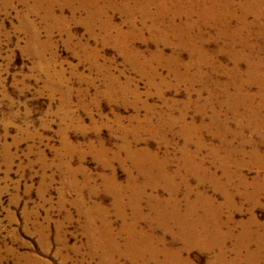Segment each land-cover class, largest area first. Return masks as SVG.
I'll use <instances>...</instances> for the list:
<instances>
[{
  "label": "rangeland",
  "instance_id": "obj_1",
  "mask_svg": "<svg viewBox=\"0 0 264 264\" xmlns=\"http://www.w3.org/2000/svg\"><path fill=\"white\" fill-rule=\"evenodd\" d=\"M196 1L0 0V264H264V41Z\"/></svg>",
  "mask_w": 264,
  "mask_h": 264
},
{
  "label": "bare ground",
  "instance_id": "obj_2",
  "mask_svg": "<svg viewBox=\"0 0 264 264\" xmlns=\"http://www.w3.org/2000/svg\"><path fill=\"white\" fill-rule=\"evenodd\" d=\"M219 1H221V0H211L209 2L208 9H205V11H204V14L205 15H208L210 17V20L207 21L208 25H211L212 23L216 22L217 19H219L221 17H224V16L229 17L228 21H230L231 18L232 19H235L234 15L231 12H229L228 10H225L224 9L225 6L224 7H221L219 14H216L215 13L214 9L219 6V4H218ZM242 1H243V14L241 16H239V18H238V21L240 22L241 27L243 29H246L249 26L257 25L259 27V29L257 31V36L259 38H262L263 41H264V37H263L264 35L260 36L261 35V32H264V11H262L260 9V7L258 6V5L264 4V2L258 1V0H242ZM196 2H197L198 7L201 8L200 11H199V14H200V17H201V16H203L202 9L206 8L207 5H205V2H203V0H197ZM248 3L250 4V6L249 7H244ZM251 5H252V8L254 7V9L256 11H255V15H254V21L251 22V23H248L247 18H248V14L250 12L249 8L251 7ZM205 18H202L200 22L197 21L195 23H192L191 24V27H193V28H202L203 26L206 27L205 25H203V21H204ZM260 19H262L263 22L260 21ZM186 29H184V30L181 29V31H186ZM174 30H175V27H174ZM223 30L224 29H221L220 28L219 29V33L222 34V31ZM225 31H227V30H225ZM232 32L235 34V36L238 34V30H236V29L233 30ZM198 37L199 38H202L201 35H199ZM246 49L250 53L249 54L250 57L253 59V61H250L249 60L250 62L248 64V66H247L248 69H249V71H250V73H255V74L261 75L263 77V80L262 81L261 80H257L256 77H253L252 75L249 76V77L250 78H254L256 83H258L260 86L264 87V65H261L259 59L257 58V55H258L259 50L261 48H257L256 45H254V44H247L246 45ZM234 64H236V66H237V60L234 62ZM247 83H252V82H251L250 79H247L246 81L242 82L240 84V86L243 87ZM185 157L188 158L187 156H185Z\"/></svg>",
  "mask_w": 264,
  "mask_h": 264
}]
</instances>
